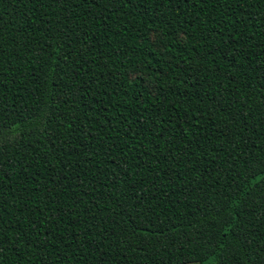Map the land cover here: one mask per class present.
I'll list each match as a JSON object with an SVG mask.
<instances>
[{
  "label": "trees",
  "instance_id": "16d2710c",
  "mask_svg": "<svg viewBox=\"0 0 264 264\" xmlns=\"http://www.w3.org/2000/svg\"><path fill=\"white\" fill-rule=\"evenodd\" d=\"M0 264H264V0H0Z\"/></svg>",
  "mask_w": 264,
  "mask_h": 264
}]
</instances>
